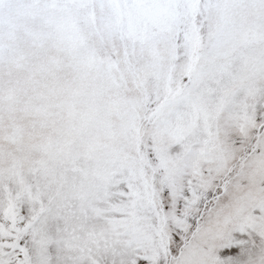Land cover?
<instances>
[{"label":"snow or ice","instance_id":"obj_1","mask_svg":"<svg viewBox=\"0 0 264 264\" xmlns=\"http://www.w3.org/2000/svg\"><path fill=\"white\" fill-rule=\"evenodd\" d=\"M0 264H264V0H0Z\"/></svg>","mask_w":264,"mask_h":264}]
</instances>
